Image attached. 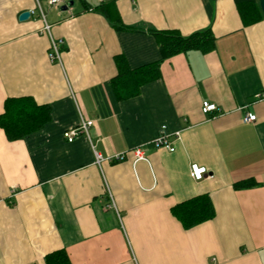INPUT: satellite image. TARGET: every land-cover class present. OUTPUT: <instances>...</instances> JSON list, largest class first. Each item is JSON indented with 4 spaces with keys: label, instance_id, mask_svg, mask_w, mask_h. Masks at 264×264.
<instances>
[{
    "label": "crops",
    "instance_id": "1",
    "mask_svg": "<svg viewBox=\"0 0 264 264\" xmlns=\"http://www.w3.org/2000/svg\"><path fill=\"white\" fill-rule=\"evenodd\" d=\"M98 5L129 26L210 28L214 48L165 59L159 77L121 99L115 57L134 69L160 53L151 34L114 29ZM34 6L0 0V113L9 96L51 110L23 139L0 128V264H45L57 250L70 264H264V16L243 23L234 0L43 1L47 32L37 14L18 19ZM51 38L62 41L59 62ZM202 101L217 110L204 114ZM81 119L93 120L89 138L68 142L64 130ZM162 125L173 151L153 145ZM200 194L215 214L184 229L170 209Z\"/></svg>",
    "mask_w": 264,
    "mask_h": 264
},
{
    "label": "trees",
    "instance_id": "2",
    "mask_svg": "<svg viewBox=\"0 0 264 264\" xmlns=\"http://www.w3.org/2000/svg\"><path fill=\"white\" fill-rule=\"evenodd\" d=\"M82 1V0H81ZM243 23H254L263 18L259 0H234ZM90 9L102 13L116 30L141 31L151 34L158 46L159 60L130 69L122 56L115 57L117 73L111 83L121 99L139 93L141 86L160 75V65L165 60L179 53L190 50L207 52L214 48L215 37L210 28L199 30L188 36L181 35L176 29L140 28L125 25L111 6L98 5ZM51 118L48 104L38 103L31 96H9L4 99L0 113V128L9 141L23 139L44 127ZM245 180L241 185L249 184ZM184 229L194 227L211 219L215 210L208 194L187 198L173 205L170 209ZM45 264H70L64 250H57L45 256Z\"/></svg>",
    "mask_w": 264,
    "mask_h": 264
},
{
    "label": "built area",
    "instance_id": "3",
    "mask_svg": "<svg viewBox=\"0 0 264 264\" xmlns=\"http://www.w3.org/2000/svg\"><path fill=\"white\" fill-rule=\"evenodd\" d=\"M35 1V6L28 10L30 15L37 14L40 19L43 22V30L47 31L49 30L50 24H48L45 20V14L43 12L42 8V2L44 1L47 6L52 7L54 9H58V7L62 4V0H34ZM61 39L60 40H53L52 38L50 39V47H49V52H48V57L51 62H59L60 61V44H61ZM258 97L264 98V94H258ZM217 108L215 104L210 103L208 101H202L201 104V111L204 114L211 113L216 111ZM256 116L254 113L251 112H246L243 115L242 120L244 122H253L255 121ZM93 120L92 119H81L80 122L71 128H68L64 130L63 132V137L68 141L71 142L74 138L78 137L79 135H85L87 138H89L88 135V129L92 126ZM173 138L177 139L178 138V132H175L173 134ZM153 145L154 147L157 148H164L168 151H173L174 146H173V139H171V135L165 131V125L160 126L159 133L158 135L154 138L153 140ZM133 153L135 155V159H144L143 152L140 148H135L133 150ZM94 158L95 162L99 163L100 160H102L101 156L94 151ZM124 155L123 153H117L108 158V160L111 161H121L123 160ZM206 170L204 167H199L196 164H191L190 166V175L193 179L195 180H200L202 179L203 175L205 174Z\"/></svg>",
    "mask_w": 264,
    "mask_h": 264
},
{
    "label": "water",
    "instance_id": "4",
    "mask_svg": "<svg viewBox=\"0 0 264 264\" xmlns=\"http://www.w3.org/2000/svg\"><path fill=\"white\" fill-rule=\"evenodd\" d=\"M259 7H260L262 14L264 15V0H259ZM29 16H30L29 11L25 10L19 14L18 19L19 20H25Z\"/></svg>",
    "mask_w": 264,
    "mask_h": 264
},
{
    "label": "rangeland",
    "instance_id": "5",
    "mask_svg": "<svg viewBox=\"0 0 264 264\" xmlns=\"http://www.w3.org/2000/svg\"><path fill=\"white\" fill-rule=\"evenodd\" d=\"M77 1H79V0H77Z\"/></svg>",
    "mask_w": 264,
    "mask_h": 264
}]
</instances>
